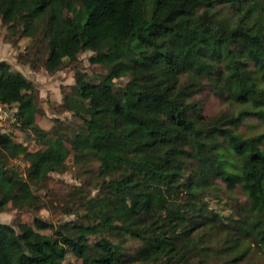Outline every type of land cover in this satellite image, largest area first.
<instances>
[{"label": "trees", "instance_id": "obj_1", "mask_svg": "<svg viewBox=\"0 0 264 264\" xmlns=\"http://www.w3.org/2000/svg\"><path fill=\"white\" fill-rule=\"evenodd\" d=\"M223 3L237 8L233 20L215 14ZM0 21L7 41L27 37L15 58L31 68L74 66L84 49L92 64L74 70L54 106L78 122L53 116L44 128L34 120L41 111L34 84L0 59V102L14 103V126L41 143L29 148L0 129V209L45 205L25 175L43 181L69 154L97 159L100 176L95 193L78 186L62 206L74 218L0 221V264H61L66 250L78 264H201L192 256L208 246L206 232L185 220L209 211L203 194L220 189L212 177L245 190L248 212L233 228L264 246V132L235 131L246 115L264 116V0H0ZM202 88L243 105L204 115L190 98ZM10 157L27 162L25 175ZM107 231L140 244L128 254ZM230 235L231 251L240 242ZM243 249L214 264H230Z\"/></svg>", "mask_w": 264, "mask_h": 264}, {"label": "rangeland", "instance_id": "obj_2", "mask_svg": "<svg viewBox=\"0 0 264 264\" xmlns=\"http://www.w3.org/2000/svg\"><path fill=\"white\" fill-rule=\"evenodd\" d=\"M240 3L242 7L245 2ZM213 10L216 15L233 20L237 15V8L229 5V3L214 4ZM6 27L0 21V59H5L13 69L21 71L29 78L37 89L38 104L41 111L36 112L34 116L35 122L44 128H48L53 122L52 117L56 116L65 122L76 124L78 118L68 110L57 111L54 106L60 101L62 93L68 88V84L73 81V73L75 69H84L87 72L91 71L92 64L88 61L90 49H84L78 52L75 65L64 64L62 67L50 71L43 66L31 68L27 63H22L16 60L15 53L23 49L27 42L26 36H17L15 43L7 41L4 37ZM183 78V75L180 76ZM127 79V75H119L113 78L114 87L120 86ZM201 103V112L204 115H210L218 110L230 109L235 110L238 106L243 105L235 100L219 96L211 92L208 88L194 92L191 97ZM250 107L249 104L246 105ZM15 105L0 102V129L10 130L12 138L20 140L31 148L41 146L34 136V132L30 129L21 130L14 126L13 112ZM235 131L243 135L264 132V116L257 117L256 115H246L243 120L235 127ZM259 147L264 151V136L259 143ZM10 161L15 163L21 169L27 162L20 157H10ZM237 161V159H235ZM97 159L87 157L75 160L69 154L65 159V166L61 170H49L44 175L43 181L37 180L36 174L25 175L30 182L34 192H37L44 200L45 205L39 206L34 210L15 209L9 204L0 209V221L11 222L17 214L20 220L27 223H32L33 214L39 215L44 219L50 220L54 224L68 218H74L75 213L63 212L62 206L71 199L72 190L80 186L82 193L93 194L97 188L99 174L97 173ZM215 186H219V193L213 195L210 192H205V199L209 211L203 210V216L199 212L194 213V219L189 217L185 220L188 226H194L197 232L204 229L205 240L208 246L201 247V250L194 252L192 259L200 261L201 264L219 263L222 259L233 254L239 249L247 246V251H243L241 256L230 264H264V246H260L257 235L250 234L241 228H233L235 226L234 218L247 214L248 198L244 189L238 182H234L227 186L217 177H212ZM38 181V182H37ZM36 182V184L34 183ZM182 200V195L178 198ZM53 205V206H49ZM80 209L79 211H81ZM206 216V217H205ZM217 216V218H211ZM222 219V221L220 219ZM203 220L202 225L196 226L197 222ZM49 231V228L40 229ZM226 233L234 234L239 239V245L235 250L229 249L227 245L228 239L224 237ZM105 234L113 241L119 242L121 250L130 254L132 250L140 244V240L134 236L115 231H107ZM230 235V236H232ZM233 237V236H232ZM230 239V237H229ZM246 249V248H245ZM244 250V249H243ZM228 251V252H227ZM242 251V250H241ZM230 255V256H231ZM201 259V260H200ZM80 258L73 255L69 250H66L61 259V264H78ZM133 264H152L146 261H134Z\"/></svg>", "mask_w": 264, "mask_h": 264}]
</instances>
